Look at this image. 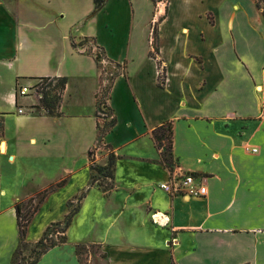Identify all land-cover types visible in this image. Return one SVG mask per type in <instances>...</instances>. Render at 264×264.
I'll use <instances>...</instances> for the list:
<instances>
[{
    "label": "crops",
    "instance_id": "obj_1",
    "mask_svg": "<svg viewBox=\"0 0 264 264\" xmlns=\"http://www.w3.org/2000/svg\"><path fill=\"white\" fill-rule=\"evenodd\" d=\"M89 44L123 69L107 101L113 125L94 160L114 157L108 191L90 167L101 79L82 50ZM41 78L67 80L60 117L16 112L14 88ZM4 86L0 164L16 168L0 174L10 204L0 205V264H11L18 247L15 204L62 180L25 241L36 243L64 221L70 202L78 205L65 242L35 264H82L78 246L96 247L100 264H264V17L254 0H105L97 9L93 0H0ZM165 122L174 165L204 179L205 197L159 188L167 172L151 132ZM47 203L58 216L40 217ZM154 214L162 218L153 222ZM7 216L13 244L1 224Z\"/></svg>",
    "mask_w": 264,
    "mask_h": 264
},
{
    "label": "trees",
    "instance_id": "obj_2",
    "mask_svg": "<svg viewBox=\"0 0 264 264\" xmlns=\"http://www.w3.org/2000/svg\"><path fill=\"white\" fill-rule=\"evenodd\" d=\"M105 0H93L95 4V8H99L102 6ZM264 17V15H263ZM157 52V49H156ZM98 56V55H97ZM99 57H95L96 63L98 62ZM66 78H41L39 80V83L37 84L36 89V96L38 97V104L37 106L33 107L36 110H42L43 114L50 117H60L61 113L59 111L61 101H62V95L65 90L66 86ZM54 84V85H53ZM113 125V120L109 123H105L104 126L111 127ZM98 129V138L100 137L101 129L99 127V124L97 125ZM152 139L154 141L156 149L159 151V163L165 168H170L173 165V157H172V122H165L162 125L156 127L151 132ZM165 145V148H164ZM111 154V153H110ZM112 159V160H111ZM91 160V170L95 171L96 173H101L103 171L104 167H100L98 164L95 163L93 159ZM109 163L112 166L111 173L107 171V173L104 175L109 179V184H106L102 188L104 191H108L111 188L110 180L112 179V173H113V163H114V157L111 154V158L109 160ZM65 181L62 180L58 182L55 185H50L49 189H46L44 192L40 194V198L37 200L36 205L32 209H27L29 207V204H31L34 201V198H29L26 202H17L14 206L15 210V218H16V225L18 229V237L20 241V245L23 247L26 245V230L28 225L31 222V219L33 215L38 211L40 205L43 203L45 197L52 191H54L56 188H60L64 185ZM71 204V203H70ZM78 205V204H77ZM24 207V211L22 212V208ZM77 206L70 210L67 216L64 219V226L61 229V233H64L65 229L70 223L71 217L76 211ZM59 223L52 224L49 226L46 231L43 233L42 237L34 243V251L37 254L36 260L32 264H35L39 258L46 253L49 249L53 248L54 246L61 245L65 242L64 236H61L58 240V242H55L52 237L49 238L50 235L53 233L56 234V231L53 233L51 232V227L58 226ZM37 250V251H36ZM76 253H77V247H76ZM103 257V256H102Z\"/></svg>",
    "mask_w": 264,
    "mask_h": 264
},
{
    "label": "built area",
    "instance_id": "obj_3",
    "mask_svg": "<svg viewBox=\"0 0 264 264\" xmlns=\"http://www.w3.org/2000/svg\"><path fill=\"white\" fill-rule=\"evenodd\" d=\"M258 11L264 15V0H254ZM153 34L150 38V43L153 44ZM82 50L91 54L92 56L99 57L98 58V68L100 72V87L97 96V119L98 124L101 129L100 137L96 143V148L94 151L90 153V159L95 160V153L100 150H104V145L102 142V137L106 132L109 131L108 126H104L105 123H109L113 120L112 114L107 107V101L109 97V90L112 81L116 76L119 74H123L122 67H119L108 61L105 57H103L101 51L95 47V45L89 44L88 46L84 47ZM98 55V56H97ZM165 82V73L162 68H159L158 71V83L159 85H163ZM31 87H24L18 86V97H25L30 92ZM21 113V110H18ZM2 132V119L0 115V133ZM252 153H256L257 149H248ZM167 172V179L164 183L159 185V188L168 194L170 197H183V198H202L205 197L207 194V189L205 184L203 183L204 179L199 176L195 175L194 173L182 171L180 168L173 165L170 168L166 169ZM158 214L152 215L153 222H157L155 218H162ZM52 237V235H50ZM57 236V234H54Z\"/></svg>",
    "mask_w": 264,
    "mask_h": 264
},
{
    "label": "rangeland",
    "instance_id": "obj_4",
    "mask_svg": "<svg viewBox=\"0 0 264 264\" xmlns=\"http://www.w3.org/2000/svg\"><path fill=\"white\" fill-rule=\"evenodd\" d=\"M8 1L10 3H14L17 0H8ZM26 1L31 2L32 0H26ZM25 9H26L25 14L27 15L29 13V10H31V8L25 7ZM38 83H39V81H36L31 86L30 92L28 93V95L25 96V97L30 98V99H27L28 101H30L29 103H31V99L33 100L34 104H36L38 102V99H37L38 97L35 94ZM9 88L10 87H8V86L1 87L0 88V94L8 92ZM14 91H15L16 99L19 102V105L18 104L16 105V112L18 114L22 113L24 115H34L35 116V115H38L41 113V110H36L33 107H31L32 104L29 105V103H25L24 101H22L21 98H23V97H18V94H17L18 86H16L14 88ZM18 110H21L22 112L19 113ZM6 120H8V119H5V121ZM164 148H165V145H164ZM103 158H104L103 159L104 164H98L100 167H104L103 171L101 173H96L95 171H92L93 180L94 181L97 180L98 185H100L102 187L105 186L106 184H109V179L106 176L104 177V175L107 173V171H109L111 173V169H112V166L109 163V160L111 158V154L106 151ZM90 162H91V160H90ZM15 168H16V165H13L10 167L9 163L2 162L0 164V174L1 173L9 174L11 171L15 170ZM4 187L8 190L7 185ZM46 189H49V187ZM44 191H41L40 193H36L32 196L34 198V201L31 204H29V207L27 209H32L36 205L37 200L40 198V194ZM28 199H25V200L20 201V202H26ZM70 203L71 204L70 205L68 204L69 206H67L69 211L73 210L75 208V206L77 205V201L70 202ZM0 205L3 207L10 205L8 196H6L4 198L0 197ZM62 207H63L62 204L58 206V210L60 212L62 210ZM51 209H52V211H50ZM55 209H57V208L53 209L52 207H49V205L47 203V205L45 207H43L42 210L40 211V213H42L40 217L43 219V218L58 216L57 210H55ZM22 212H25L24 207L22 208ZM1 224L3 226L7 240L9 241L10 244H13L15 242V227H14L12 220L7 216L4 219H2ZM63 224H64V222H61V223H59L58 226L50 228L52 233L54 231H56L57 236H54V233L52 234V239L55 242H58L59 238L61 236H63V233L60 232L64 226ZM37 225H38V223L36 221H34L32 228H35ZM49 238H51V236H49ZM25 243H26V245L22 247L20 245V241H19L18 247L16 248L15 253L13 255L11 264H32L34 262V260H36L37 254L34 251L35 250L34 249V243H28V242H25ZM76 254H77L78 259L80 260V262L82 264H94V263L100 264L99 258L102 257L100 252L94 246H78Z\"/></svg>",
    "mask_w": 264,
    "mask_h": 264
}]
</instances>
